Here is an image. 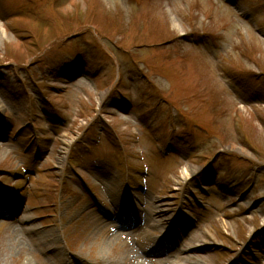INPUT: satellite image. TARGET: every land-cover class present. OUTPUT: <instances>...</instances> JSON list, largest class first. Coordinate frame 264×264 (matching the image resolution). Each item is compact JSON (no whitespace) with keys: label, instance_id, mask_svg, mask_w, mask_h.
I'll list each match as a JSON object with an SVG mask.
<instances>
[{"label":"rangeland","instance_id":"rangeland-1","mask_svg":"<svg viewBox=\"0 0 264 264\" xmlns=\"http://www.w3.org/2000/svg\"><path fill=\"white\" fill-rule=\"evenodd\" d=\"M261 3L0 0V199L16 206L0 208V264H264V95L233 75L264 81ZM40 34L56 43L38 53ZM164 208L196 212L183 239L164 237Z\"/></svg>","mask_w":264,"mask_h":264},{"label":"trees","instance_id":"trees-1","mask_svg":"<svg viewBox=\"0 0 264 264\" xmlns=\"http://www.w3.org/2000/svg\"><path fill=\"white\" fill-rule=\"evenodd\" d=\"M38 37L39 38H36V37L32 38V41H34L35 42L34 44H36V46L34 48L37 50L36 52H38V53L46 51L48 46H51L52 43H56V41H53L51 35H48V37H45V35L40 34ZM33 54H35V53H33ZM23 66H25V65H23Z\"/></svg>","mask_w":264,"mask_h":264},{"label":"bare ground","instance_id":"bare-ground-1","mask_svg":"<svg viewBox=\"0 0 264 264\" xmlns=\"http://www.w3.org/2000/svg\"><path fill=\"white\" fill-rule=\"evenodd\" d=\"M22 211V210H21ZM29 220V217H24L23 221H28Z\"/></svg>","mask_w":264,"mask_h":264}]
</instances>
